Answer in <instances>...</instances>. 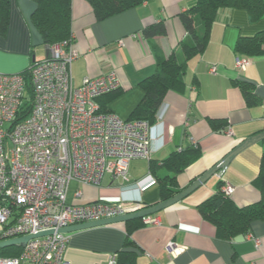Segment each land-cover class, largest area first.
<instances>
[{"label": "crops", "instance_id": "crops-1", "mask_svg": "<svg viewBox=\"0 0 264 264\" xmlns=\"http://www.w3.org/2000/svg\"><path fill=\"white\" fill-rule=\"evenodd\" d=\"M192 4L193 0H150L97 20L88 0H72L73 44L79 51L72 65L75 85H80L86 76L114 71L120 80L121 92L107 107L130 119L145 95L139 81L154 73L160 59L172 52L183 59L180 41L187 32L179 14ZM35 7L34 0H10L8 31L0 34V72H23L35 59L46 56V45L31 21ZM160 21L165 22L167 33L146 39L143 28ZM261 30H264V18L253 22L245 9H222L212 25L207 48L188 61L186 90L169 91L159 109L162 123L158 120L153 128L151 160L130 161L129 182L110 175L99 186L72 182L69 202H117L120 198H134L142 207L156 204L161 202L157 177L177 174L162 162L172 152L189 147L193 141L198 145V157L178 174L179 186L185 189L241 141L262 131L264 56L247 57L246 68H238L236 57L239 55L235 51L239 36ZM213 66L216 72L211 71ZM236 79L252 83L257 97L255 104H247L234 83ZM210 119L224 120L227 125L223 130H216ZM263 151L264 139L241 151L223 174H213L183 200L154 213L160 224L130 225L135 245L129 249L136 252V264H264V220L254 221L249 232L261 239V246L256 247L247 234L232 239L218 235L216 227L198 209L221 182L233 185L231 197L237 205L258 201L260 192L253 180L258 175ZM151 161L157 164L156 172L151 168ZM148 175L156 178V183L139 189L137 181ZM78 188L81 196L75 195ZM127 230L128 225L123 221L70 233L66 250L68 264L106 262L123 249ZM171 241L181 248L174 255L166 249Z\"/></svg>", "mask_w": 264, "mask_h": 264}, {"label": "built area", "instance_id": "built-area-1", "mask_svg": "<svg viewBox=\"0 0 264 264\" xmlns=\"http://www.w3.org/2000/svg\"><path fill=\"white\" fill-rule=\"evenodd\" d=\"M46 50L29 67L31 93L23 72H0V240L55 232L30 239L17 256L0 252V264H68L70 233L60 228L143 208L134 198L69 202L68 192L73 180L99 186L110 175L129 182L130 161L152 157L153 128L161 112L151 123L101 110L98 98L120 87L116 73L86 76L75 85L72 65L79 51L73 38L46 45ZM248 64V58L236 57L238 68ZM155 183L148 175L137 187L144 190ZM222 190L231 195L234 187L225 182ZM75 195H82L80 188ZM142 221L160 224L154 215ZM247 237L261 246L260 238ZM166 249L174 255L181 248L171 241ZM102 264H117V254Z\"/></svg>", "mask_w": 264, "mask_h": 264}, {"label": "trees", "instance_id": "trees-1", "mask_svg": "<svg viewBox=\"0 0 264 264\" xmlns=\"http://www.w3.org/2000/svg\"><path fill=\"white\" fill-rule=\"evenodd\" d=\"M34 1L36 7L32 13L31 21L39 31L43 44L60 43L72 38L74 40L72 0ZM146 1L150 0H88L97 20H103L130 8L138 7ZM224 8L245 9L253 22L264 18V0H193L192 6L179 14L187 32L180 41L183 59L172 52L167 57L160 59L154 73L139 81L145 95L134 109L130 119L142 118L155 123L157 113L167 93L171 90L183 93L186 90L188 61L205 51L210 40L212 25ZM9 22L10 0H0V34L4 35L8 31ZM166 33L164 21L148 24L143 28L144 37L148 40ZM235 51L240 57L245 58L264 56V30L253 35L239 36L235 44ZM23 73L27 77V88L31 93L30 68ZM234 83L241 89L248 105L251 106L256 103L257 97L252 83L239 79L234 80ZM120 92L119 87L100 96L98 101L101 110L108 111V103L116 98ZM210 122L216 130H223L227 125L221 119H210ZM197 146L193 143L180 151H174L162 161L168 170L175 171L177 174L157 177L161 201L169 199L184 189L179 186L178 174L183 172L198 157ZM151 168L156 172L157 164L155 161H151ZM253 183L260 192V199L254 203L244 206L237 205L230 195L224 193L222 190L223 182H221L215 193L198 205L200 214L216 227L218 235L232 239L238 235L249 233L254 221L264 220V151L261 155L258 175ZM126 223L128 234L123 249L116 253L117 264H136V252L129 249L135 245V241L130 236V229L134 226H141L142 221L141 219L129 220ZM130 225L133 226L130 227ZM22 250L23 247L14 245L1 248L0 252L3 255L17 256Z\"/></svg>", "mask_w": 264, "mask_h": 264}, {"label": "water", "instance_id": "water-1", "mask_svg": "<svg viewBox=\"0 0 264 264\" xmlns=\"http://www.w3.org/2000/svg\"><path fill=\"white\" fill-rule=\"evenodd\" d=\"M263 139H264V130L258 133H255L254 135L244 139L238 145H236L229 153H227L220 161H218L213 167H211L205 173L199 176L188 187H186L179 193L175 194L174 196L170 197L169 199H166L164 201L158 202L156 204H153L147 207H143L141 209H138L136 211H133V212H130L124 215L69 225V226L60 228L59 232L72 233V232L87 229V228L114 224V223L123 222V221L125 222L129 220L142 218L148 215H153L154 213H157L163 210L164 208L186 198L189 194H191L198 187H200L203 183H205L208 180V178L212 176L213 174L215 173L223 174L226 168L228 167V165L241 151H243L244 149H246L253 143H256L257 141L263 140ZM54 232H55L54 229H50V230L41 231L38 234H30V235H24L20 237L11 238L8 240H0V249L8 247V246H14V245L25 247L30 239L34 237L53 234Z\"/></svg>", "mask_w": 264, "mask_h": 264}, {"label": "rangeland", "instance_id": "rangeland-1", "mask_svg": "<svg viewBox=\"0 0 264 264\" xmlns=\"http://www.w3.org/2000/svg\"><path fill=\"white\" fill-rule=\"evenodd\" d=\"M182 57V56H181ZM147 160H149V159H134V160H131V162H137V163H139V162H146ZM130 165V164H129ZM139 166H141V165H138V167ZM72 182H77V181H72ZM72 182H71V184H72ZM70 184V188H69V190L71 189V187H72V185ZM69 193V192H68ZM231 196V195H230ZM141 209V208H140ZM141 219V221H142V218H140ZM142 223H143V221H142ZM144 224V223H143ZM1 228V227H0Z\"/></svg>", "mask_w": 264, "mask_h": 264}]
</instances>
